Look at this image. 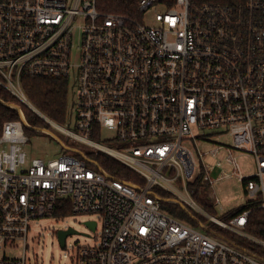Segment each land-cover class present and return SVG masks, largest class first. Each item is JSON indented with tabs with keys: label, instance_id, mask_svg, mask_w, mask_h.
Returning a JSON list of instances; mask_svg holds the SVG:
<instances>
[{
	"label": "built area",
	"instance_id": "2783aa9c",
	"mask_svg": "<svg viewBox=\"0 0 264 264\" xmlns=\"http://www.w3.org/2000/svg\"><path fill=\"white\" fill-rule=\"evenodd\" d=\"M159 5L165 10L155 24H144L143 14ZM73 67L80 133L54 126L113 156L130 179L85 152L30 157L24 111L1 99L20 118L0 129V264H27L31 220L55 216L60 199L72 213L100 216L99 243L77 247L72 264H264L160 200L188 203L264 244L243 231L251 210L225 222L194 196L200 183L199 194L223 207L217 185L239 180L245 202L260 199L264 208V0H139L138 17L102 13L97 0H0L1 88L32 108L23 78L70 82ZM103 128L114 132L107 140L115 147L94 141ZM223 137L231 143L213 141ZM242 155L252 159V173L242 171ZM21 245L23 256L11 255Z\"/></svg>",
	"mask_w": 264,
	"mask_h": 264
},
{
	"label": "rangeland",
	"instance_id": "374dc122",
	"mask_svg": "<svg viewBox=\"0 0 264 264\" xmlns=\"http://www.w3.org/2000/svg\"><path fill=\"white\" fill-rule=\"evenodd\" d=\"M165 10V6L159 5L156 9L153 10L154 14H143L142 22L144 24H155L154 16L157 12H162ZM78 23L83 24V19H78ZM80 30H77L74 46L72 50V63L74 65L79 63L80 60ZM78 78L76 73V68L73 67L70 71V87L68 95V116L67 121L64 124V128L80 133L76 128V113H77V101H78ZM114 136V132L106 128L102 129V135L98 138H93L94 141L102 143L106 146L115 147L111 141L107 140ZM61 139L66 145L77 148L85 153H94L96 155L106 154L108 157L114 158L105 151L97 150L95 147L84 143L78 139L70 137L65 131L55 126H52L48 131L45 130H35V133L29 135V141L25 147V150L30 157H41L45 159L58 157L64 153H69L67 149L64 148L59 139ZM213 141H220L223 143H231L229 137H223L220 139H213ZM199 147L203 150L209 149V144H199ZM212 162V161H210ZM241 169L245 174L252 173L254 171V163L251 158L242 155L240 159ZM217 192L223 199V207L215 204V202L209 198L208 192H205L206 199L209 201V205L213 208V215L217 218H222L223 214L235 206L242 205L245 202V195L243 191L242 183L238 180V184L234 182H221L217 185ZM236 198L234 201L233 198ZM196 202L197 199L195 198ZM180 205V202L177 203ZM199 204V203H198ZM169 205V206H173ZM186 206L185 210H192L200 215V217H205V227L209 228L212 221L208 215H202L196 209L192 208L188 203H184ZM200 205V204H199ZM201 206V205H200ZM202 207V206H201ZM211 214V213H210ZM212 215V214H211ZM89 220L100 221V216L98 213H71L65 217H43L33 219L30 222L31 232L28 236V249L26 251L27 264H72V259L75 256L77 247L80 246H93L97 245L100 241L101 234V222H99L96 230L88 227L85 222ZM190 223V222H189ZM198 225L194 227L200 231H203L214 238H218L215 234L207 231L202 223L197 222ZM74 228L79 233L69 234L66 238L65 246H62L58 237V230H67L68 228ZM89 234V236L85 235ZM241 235V234H239ZM246 237L244 235H241ZM249 238V237H246ZM250 239V238H249ZM256 245L264 253V244L259 241H255ZM23 246L17 247L14 251L11 252L13 256H23Z\"/></svg>",
	"mask_w": 264,
	"mask_h": 264
},
{
	"label": "trees",
	"instance_id": "16d2710c",
	"mask_svg": "<svg viewBox=\"0 0 264 264\" xmlns=\"http://www.w3.org/2000/svg\"><path fill=\"white\" fill-rule=\"evenodd\" d=\"M97 8L102 13H118L129 17L139 16V0H97ZM23 87L30 102L38 111L56 124L62 127L64 126L68 116V95L70 87L68 79L25 77L23 78ZM1 99L19 105L24 111L26 119L31 127L48 130L52 127L51 124L38 115L32 108L13 97L4 88L0 87V100ZM19 118L20 114L17 110L11 109L0 102V129L4 122ZM26 133L29 136L35 133V129L26 127ZM93 138H98V136L95 135ZM74 154L77 157H80L76 153ZM90 155L95 156L99 164L115 177H127L130 179V174L126 175L119 172L122 165L116 159L108 157L106 154L94 155L91 153ZM138 183L142 184L140 180ZM195 186L196 192L194 196L197 199V203H199L208 213L213 215L214 211L209 205V201L206 199L205 190L202 194H199L202 184L198 183ZM155 192L161 195L164 194V192L159 189H156ZM260 202V199L247 200L242 205L225 212L221 220L230 222L233 218L242 214L244 211L251 210L243 231L251 237L264 241V208L261 207ZM172 204L173 203L163 202L162 208L168 210L174 216L185 220L188 223L190 222L193 226L198 225V223L189 215V212L196 216L200 223H205V217H200L199 214L192 210H185L178 204L169 206ZM71 213L72 209L69 200L60 199L55 211V216L65 217ZM208 225L210 227L207 228V231L215 234L218 238L235 244L238 247L249 249L253 254L259 257H264V253L253 240L243 237L229 229H225L214 222H211Z\"/></svg>",
	"mask_w": 264,
	"mask_h": 264
},
{
	"label": "water",
	"instance_id": "95a60500",
	"mask_svg": "<svg viewBox=\"0 0 264 264\" xmlns=\"http://www.w3.org/2000/svg\"><path fill=\"white\" fill-rule=\"evenodd\" d=\"M32 109H33L35 112L41 114V112L38 111L34 106L32 107ZM42 116L44 117V115H42ZM44 118L46 119V117H44ZM49 120H50V119H49ZM49 123H50L51 125H53V126H54V125H55V126H58L57 124H55V123H54L53 121H51V120L49 121ZM26 127H27V128H33V129H35V130H44L43 128L31 127L30 125H26ZM47 131L49 132V130H47ZM58 139H59V138H58ZM59 142H61L62 145L64 146V148L67 149L68 151L73 152V153H76V154L79 155L80 157H85L83 151H81V150H79V149H77V148H72V147H70V146L64 144L63 141H62L61 139H59ZM160 200H161V202H166V200H164V199H160ZM180 206H181L183 209H186V206L184 205V203L180 202ZM188 211H189V210H188ZM189 215H190L195 221L199 222V219H198L196 216H194L191 212H189ZM85 224H86L88 227H90L91 229H93V230L96 229V221H94V220L86 221ZM56 233H57V237H58L60 243L62 244V246H65L67 236H68L69 234H72V233H79V232H78L77 230H75L74 228L70 227V228H68L67 230H58ZM85 235L89 236V234H85Z\"/></svg>",
	"mask_w": 264,
	"mask_h": 264
},
{
	"label": "bare ground",
	"instance_id": "6f19581e",
	"mask_svg": "<svg viewBox=\"0 0 264 264\" xmlns=\"http://www.w3.org/2000/svg\"><path fill=\"white\" fill-rule=\"evenodd\" d=\"M59 126V125H58Z\"/></svg>",
	"mask_w": 264,
	"mask_h": 264
}]
</instances>
